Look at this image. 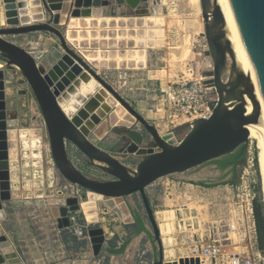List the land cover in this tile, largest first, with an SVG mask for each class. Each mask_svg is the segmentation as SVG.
Listing matches in <instances>:
<instances>
[{"label": "water", "instance_id": "95a60500", "mask_svg": "<svg viewBox=\"0 0 264 264\" xmlns=\"http://www.w3.org/2000/svg\"><path fill=\"white\" fill-rule=\"evenodd\" d=\"M120 6L111 5L107 16L89 20L88 39L73 44L69 41L70 22L73 18L84 15L94 7H102L104 0H31L33 16L25 22L22 16L21 0H3L7 26H0V61L6 67H19L31 86L45 120L50 149L57 176L60 181L85 190L81 195L65 198L64 218H59L60 225L71 224L69 213L82 212L88 222L98 223L99 203L105 198L129 199L139 195L146 210L148 223L152 227L153 240L158 244L159 259L164 262V243L156 210L148 195V187L174 174L184 173L213 159L239 151L242 156L236 163L246 164V152L249 145L250 125L262 127V151L264 165V0H225L227 17L233 37L239 44L245 61L255 75L258 103L249 111L245 93L249 79L238 67L230 40L226 37L225 17L217 0H200L202 18L209 52L213 60V81L218 93V100L209 117L196 119L161 134L155 124L150 122L133 104H131L111 80L105 78L97 69H133L147 66V46H153V38L146 36L164 34L165 22L155 15L160 10L162 0H115ZM111 9V12H110ZM1 10V9H0ZM95 10V9H94ZM67 13L62 23V14ZM103 13V11H101ZM109 12V13H108ZM72 16L70 18L68 16ZM35 20V23H31ZM67 25L68 29L60 27ZM159 27L154 29L152 27ZM101 27L102 30H97ZM149 27V29H145ZM109 28V30L105 29ZM74 29V31H76ZM82 30V29H81ZM50 32L59 39L61 46L99 83H101L131 114L140 126H115L114 130L128 136L138 147L149 149L140 156L135 167L123 162L115 153L108 152L93 143L65 112L59 98L41 70L35 56L24 46L9 37L33 32ZM87 34V35H88ZM140 48V49H138ZM103 52L109 55L107 63L90 62L83 51ZM230 76L224 78L229 70ZM4 66V67H5ZM3 67V68H4ZM0 68V220L7 218L6 202L11 200V155L10 150L17 145V130L9 129L5 92V70ZM126 75V73H123ZM110 77L112 74L109 73ZM178 136L181 138L178 140ZM10 139H13L11 141ZM69 144L82 155V160L110 174L113 178L101 179L79 168L69 153ZM17 158V155H16ZM2 162L5 163L3 166ZM6 174L7 184L2 183V174ZM235 177V178H236ZM11 189V191H10ZM6 190L7 195H3ZM48 202L56 206L58 199L49 198ZM132 205L130 201H128ZM101 206V203H100ZM133 206V205H132ZM87 209L89 211L87 212ZM92 213L91 217L87 214ZM182 215L178 212V216ZM185 222H181L184 227ZM88 234L93 244L94 253L99 255L106 242L104 228L93 226ZM0 257L8 264H22L0 226ZM215 262V260H212Z\"/></svg>", "mask_w": 264, "mask_h": 264}, {"label": "rangeland", "instance_id": "374dc122", "mask_svg": "<svg viewBox=\"0 0 264 264\" xmlns=\"http://www.w3.org/2000/svg\"><path fill=\"white\" fill-rule=\"evenodd\" d=\"M109 1L111 5L117 6L115 0ZM111 5L105 3L107 8L103 11L107 12ZM117 8L120 9V6H117L116 9ZM0 9V26H7L3 0H0ZM31 14L32 13H30L27 18L22 14L25 22L32 18L33 14ZM99 15L100 13L97 10L89 11L88 9H84L83 18H73L69 24L70 28H72L68 33L69 41L73 44H77L88 39L89 34L85 33L83 29L88 27L91 16L96 17ZM105 15L107 16L108 14ZM155 16L164 19L165 25L162 27L164 29V34L158 36L155 33L153 36H146L145 40L153 38L154 41H156L153 46L146 47L147 64L148 57H152L155 60V67H166L171 72L170 77L172 80L170 81L180 79L189 80L191 78L200 77L207 78L208 80L213 79V73L210 75L205 74L207 67L200 62L199 54L196 56L188 54L189 49L195 50V53H198L199 50L203 53V49L206 48L209 52L204 20L202 18L201 1L162 0L160 10ZM197 17L199 19V25L195 29L193 27V22ZM65 21L66 18L62 23L64 24ZM33 22L35 23L36 21L32 20L31 23ZM166 22L168 24L167 34L165 29ZM60 28L66 30L68 26L62 25ZM76 28L77 30L74 31ZM152 28L159 29L157 26ZM145 29H149V27H145ZM97 30L99 31V29ZM9 38L27 48L35 56L44 74H49L51 72L56 73L57 80L61 83V88L57 91L59 97H65L68 106L72 110L75 124L85 132L93 143L108 152L115 153L123 162L131 167L137 165L142 154L151 151L141 146L138 147L128 136L114 130L115 126L118 125L138 127L140 124L135 123V119H132L128 110L94 77L93 78L99 84L91 88L90 80L84 78L85 71L83 67L82 70H77L74 65L77 61L74 58L73 62L64 60L65 55L68 53L61 46L59 39L52 33L40 31ZM83 54L90 62L95 64L107 63L109 58V55H105L101 51L95 53L91 50H86L83 51ZM230 64L231 60L229 63V70L224 75L225 79H228L230 76ZM4 66L5 64L0 61V68ZM211 68L213 69V66ZM3 69L5 70V92L9 120L8 128L17 130L18 134V149L15 147L10 150L11 178L16 181L17 186H19L15 191H23L31 196L33 203L30 209L31 213L27 210H25V213L29 215L28 219L30 220V226L33 231L37 235H42L44 229L40 228V226L47 227L45 219H49L52 216L48 199L52 197L65 199L68 196H78L81 198L85 190L79 186L71 185L68 181L59 180L51 154L45 120L30 84L19 67L5 66ZM118 69L122 71L121 68ZM97 70L105 78L111 80L112 84L122 91L123 96L150 122L157 126L161 134L168 132L169 129L171 130L156 111L159 103L157 98L158 90L161 86L156 84L153 87L150 82H145L143 78L146 77V72L144 70L138 74L127 73L126 76L129 82L125 85L116 83L120 75L118 70ZM109 73L112 74V77H110ZM162 85H164V82H162ZM252 139L254 140L255 147L259 151L256 133ZM10 140L13 141V139ZM69 153L75 164L82 170L91 173L97 178H113L110 174L99 168L85 164L82 160L83 155L70 144ZM246 166L245 164L238 166V176L235 178V184L228 183L230 175L225 176L224 172L217 169L218 165L214 162L204 163L199 167L177 175L185 180L184 183L180 182L181 188L179 192H176L179 198L175 200V203H179L177 207H181L183 214L180 217L176 214V231L171 235V237L175 239V245L170 249L164 244V264H194L195 256L193 255L195 252L192 250L194 248L193 244L200 234L215 224L211 222L223 220L221 223L217 222L224 226V229L225 226L231 223L228 218H233L234 220L232 223H235V186L240 185L242 180L248 178L251 183L254 182L255 199L262 196L264 201V178L260 164V154L254 171H246ZM163 178L166 179V177ZM163 178L156 182V184H158L156 185L158 186V190H156V192H154V190L153 194H151V204L156 211L166 208H177L175 205H161L159 198L168 195L165 190L162 189V184L160 183L164 180ZM192 181L209 182L213 185L204 186L202 184L193 183ZM231 185L234 186L232 187ZM152 188L153 187H151V189ZM12 190L14 194L15 191L13 188ZM14 196L17 197L18 194H14ZM171 197H174V195ZM124 201L127 205L128 201H130L134 208L138 207L140 209L142 215L146 217L149 230L152 231L141 197L139 195H134L129 199L124 198ZM170 202L172 204V201ZM100 203V222L90 224L89 228L93 226L103 227L106 232L107 241L110 240L109 238H113L114 233L117 232H121L123 239H126L128 232L126 227V233L124 231V220H127L129 212L128 215L122 216L114 207H110V203L115 205V207L122 206L125 203L123 201L121 203L117 201V199L114 203L106 201V204L112 210L109 209L107 205H102V202ZM9 209L12 211L14 207L11 205ZM114 211L124 220L120 219ZM31 216L35 218V222L37 223H32ZM83 216V213L79 212V218L83 219ZM182 220L185 222V225H187L184 226L186 230L180 229V222H182ZM38 221L41 225L38 224ZM130 221H133V216ZM46 222L48 224L50 223L49 220H46ZM85 224H88L87 221H85ZM68 236L78 239L70 230H68ZM167 236L163 235L162 238H168ZM233 238L235 240V234H233ZM130 246L131 249H128L126 253L110 254L105 252L99 257L93 255L91 246L90 248L86 247V249L78 251L79 253L74 255L70 254L68 257L71 256V260L67 264H121L122 258L120 257H125L128 264H155L159 259L158 244L154 242L152 232L150 237L144 234L142 237L138 236L133 238ZM238 250L241 251L243 249L240 248ZM114 255H118L117 258H113ZM195 260L198 261L196 264H204L201 263L200 258H196Z\"/></svg>", "mask_w": 264, "mask_h": 264}, {"label": "crops", "instance_id": "0c3cea01", "mask_svg": "<svg viewBox=\"0 0 264 264\" xmlns=\"http://www.w3.org/2000/svg\"><path fill=\"white\" fill-rule=\"evenodd\" d=\"M107 1H109V0H104V4L102 7H94V9L97 10L100 13V15L96 16V17L91 16L90 19L100 18L101 16H106L105 15L106 11H103V10H105L107 8L105 6V3H107ZM120 10H121V8L118 9V12H120ZM101 11H103V13ZM68 17H69V19L73 18L70 15ZM80 18H83V17H80ZM198 25H199V19L197 17V18H195V20L193 22V27L196 29L198 27ZM87 29L90 30L91 28H87ZM97 29L101 30V27H98ZM105 29L109 30V28H105ZM165 29H166V34H167L168 33L167 22H166ZM188 54H191L193 56L194 55L196 56L197 54H199L200 62H202L205 67H207L206 68L207 70H205L206 71L205 74L210 75L213 73V69L211 68L213 66V60H212L210 53L208 52V50L206 48L203 49V53L200 50L198 53H195V50L189 49ZM209 55H210V57H209ZM154 61L155 60L152 57L151 58L148 57V64L143 69L135 68V69H127V71H124V69H122V71L121 70L119 71V69H116V70H118V72H120V75L118 76L116 83L117 84L122 83V85H125L129 82V79L126 76L127 73L128 74H130V73H137L138 74L142 70H144L146 72L145 73L146 77L143 78L145 80V82H147V83L150 82L153 87L156 84H159L160 86H166L168 84V82L170 80H172L170 77L171 72L166 67H161V66L155 67ZM123 73H126V75H124ZM162 82H164V85H162ZM177 175L178 174L167 176L166 179L163 178L164 180H162V182H160L162 184V189L165 190L166 194H168L166 196H162L161 198L158 197L159 200L161 201L162 206H171V205L173 206V205H175L177 207V205H179L178 202L175 203V200L179 198L176 195V192H179V190L181 188L180 182L184 183L185 180L178 177ZM11 181H12V188L15 191V189L18 188L19 186H17V182L14 181L12 178H11ZM156 185H158V184H156V182H155V184H152L151 186L148 187L147 191H148L150 201L152 200L151 194H153V191L155 190L154 192H156V190H158V186H156ZM231 186L233 187L234 185H231ZM151 187H153V188L151 189ZM11 192H12L11 200L7 201L6 202L7 204L5 206L7 218L5 220H0V226H2V229L5 232L7 238L10 242V246L13 247V249L16 253V256L20 259L22 264H66L71 260L70 259L71 256L68 257L70 254L74 255L76 253H79L78 251H80L82 249H86V247L90 248V246L92 249V253L95 257H99L101 254H103L105 252L110 253L109 247L111 245L110 240L112 238H109L110 240L107 241L105 229H104V232H105V236H106V242L104 244L102 252L99 255H96L94 253L93 244L91 242L89 234L87 233V237H85V238H81V239L78 238L79 240L76 239V237L68 236V230L72 231V233L74 234L72 228L69 225L61 226L60 221H59V218H64L66 213L64 212L59 217H55L53 214V211H52L53 205L50 204L49 202H48V204L51 206V215L52 216L49 219L48 218L45 219V224L47 227L40 226V228L44 229V232L42 233V235H37L30 226V220L28 219L29 215L25 213V210H27L29 213H31L30 209L33 206L31 196L24 193L23 191L22 192L15 191L14 194H18V196L15 197L13 194V190ZM173 195H174V197H171ZM175 196H177V197H175ZM15 198H17V199H15ZM107 199H111V198H105L102 201V205L103 204L107 205L106 204ZM117 201H120L121 203L123 201L126 204V206L128 207L129 216H128L127 220L122 219L119 216V214L114 211L120 217V219L125 221L124 222V231L126 233L125 225L134 222V217H133V221H130V219L132 218L133 215H131L132 213L129 209V206L124 201V198H117ZM170 201H172V204ZM11 205L14 207V210H12V211L9 209V207H11ZM110 207H113V205H110ZM110 207L108 206L109 209H111ZM173 208L162 209V211H164V210H175V213L177 215H178V212H181L183 214L181 207H179V208L173 207ZM100 211H101V209H99V220H98V222H100ZM156 213H157V211H156ZM78 214L79 213H77V212H71V213H69V218H71L72 215L78 216ZM83 215H84V213H83ZM32 217L33 216H31V218ZM83 217H84L83 218L84 221H87L86 216L84 215ZM46 220H49L50 223L48 224L46 222ZM228 220L231 222L229 225H234V228H229V225L225 226V231H228V234L230 237L228 243L225 246V251L227 253H233V252L240 251V250H238L240 248L243 249L242 245H243V239H244V236L246 234V231L244 230V228H242L243 223L239 219V212H238L236 206H235V223H232V221L234 220L233 218H228ZM35 221H36L35 218H32V223H37ZM217 221L218 220H215L211 223L212 224L215 223L214 225H216V224H218V222L221 223L223 220H220L218 222ZM87 223H88V227L90 224H92L88 221H87ZM38 224H40L39 221H38ZM180 229L186 230V228L185 227L182 228V226ZM144 234H147V233L143 232L140 235L135 236L134 238H136L138 236L142 237V235H144ZM233 234H235V240L233 238ZM74 236H75V234H74ZM115 236H118V238H119V240L117 241V247H120L124 241L123 235L121 234V232H117V233H114L113 237H115ZM131 243H132V241L130 242V244ZM130 244L127 246L126 250L123 253H126L128 251V249L129 250L131 249ZM175 253H176V251H175ZM117 256L118 255H114V257L113 256L112 257L117 258ZM164 256H165V250H164ZM193 256H195V259L200 258L199 254H196V253ZM120 258H122L121 264H128L125 257L124 258L120 257ZM195 259H194V262H195L194 264L198 263V261H196ZM164 262H165V257H164ZM164 262H163V264H164ZM201 263H204V264H223L220 262L219 263L218 262H212V260H210V261L209 260H201ZM0 264H8V262L3 261L0 257Z\"/></svg>", "mask_w": 264, "mask_h": 264}, {"label": "built area", "instance_id": "2783aa9c", "mask_svg": "<svg viewBox=\"0 0 264 264\" xmlns=\"http://www.w3.org/2000/svg\"><path fill=\"white\" fill-rule=\"evenodd\" d=\"M157 98V113L173 129L186 123L192 124L198 118L209 117L218 100V93L213 79L200 77L169 81L166 86L159 88ZM180 139L178 136L179 141ZM246 160V171H254L259 160V151L251 137ZM255 195V184L248 178L235 186V206L243 223L242 228L246 231L243 250L227 253L225 246L230 238L228 231L222 225L216 224L200 234L193 244L192 250L199 254L201 260H215L223 264H264L255 224ZM70 222V227L78 238L87 237L88 224L82 222L77 215H72ZM229 228H234V225H229Z\"/></svg>", "mask_w": 264, "mask_h": 264}, {"label": "bare ground", "instance_id": "6f19581e", "mask_svg": "<svg viewBox=\"0 0 264 264\" xmlns=\"http://www.w3.org/2000/svg\"><path fill=\"white\" fill-rule=\"evenodd\" d=\"M21 1L24 4V6L21 9L22 14H23V16H25L27 18L29 16V14L32 13V10L34 7H33L32 3L30 2V0H21ZM49 1L54 2L56 0H49ZM217 1H218V4L221 6V9H222L224 17H225V24H226L225 31L227 34L226 37L230 40V42L232 44L236 63L238 65V67L247 75V77L249 79L248 90L245 93V98L247 101L248 110L251 111V110H254L256 108L257 103H258V93H257V88H256L255 75H254L253 70H251L250 67L248 66V64L246 63L245 55L243 54L239 44L237 43V41L233 37L231 27H230V24L228 21V17H227L226 1L225 0H217ZM65 18H66V13L64 12L62 14V22L65 20ZM82 23H84V22H82ZM64 60L67 62H73L74 61L73 57L70 54H66ZM74 65H75V68L77 70H82L83 66L79 62H75ZM83 70L85 71L84 78L90 80L91 88L96 87L99 83L93 78L92 75H90V73L87 70H85L84 68H83ZM45 77L47 78V80L49 81V83L51 84L53 89L55 90L56 94L58 95L57 91L61 88V83L57 80L56 73L51 72L49 74H45ZM0 88H1V82H0ZM58 98H59V102H60L61 106L63 107V109L65 110V112L73 120L74 116H72V110L68 106L65 97H59V95H58ZM73 122L75 123L74 120H73ZM249 130H250V134H251L250 137L251 138L253 136H255V133L257 134L258 148H259V154H260V164H261L262 174H263V178H264L263 151H262V127L256 126V125H250ZM2 164H3V166L5 165L4 162H2ZM5 175L6 174H4V172H3V174H2L3 185L7 184V180H6L7 178L5 177ZM9 181L12 185L11 179ZM263 190H264V179H263ZM10 191H11V189H10ZM3 195H7L6 190H3ZM10 195H12V192ZM116 199L117 198H111V199H107L106 201L114 203ZM65 202H66L65 199L58 198V202H57L56 206H52V211H53V214L55 217H59L60 215H62L65 212ZM110 204L113 205L112 203H110ZM113 207L122 216L128 215L129 211H128L126 204L119 206V207H115V205H113ZM88 211H89V209H87V212ZM92 215H93L92 213L87 214L88 217H91ZM156 215H157V219H158L159 224H160L162 236L163 235H165V236L169 235V236H167L168 238L163 239V243L166 244L167 248L171 249V247L175 245V239L173 237H171V235L174 233V231H176L175 230V222H176L175 220L177 219L176 218L177 215L175 213V210H172V211L171 210H164V211L158 210Z\"/></svg>", "mask_w": 264, "mask_h": 264}, {"label": "trees", "instance_id": "16d2710c", "mask_svg": "<svg viewBox=\"0 0 264 264\" xmlns=\"http://www.w3.org/2000/svg\"><path fill=\"white\" fill-rule=\"evenodd\" d=\"M242 156L239 155V151H235L231 154L222 156L221 158L213 159L209 162L217 163L219 169H226L230 166L231 169L227 170L225 176L230 175L229 182L230 184H235V165L238 160H240ZM231 161H233L231 163ZM207 163V162H206ZM196 184H202L204 186H211L213 184L209 182H194ZM260 191V190H259ZM137 195V194H136ZM129 209L134 217V222L125 225L127 228L128 236L124 239L123 243L120 247H117V241L119 240L118 236L113 237L110 240V247L109 252L111 254H121L123 253L133 238L141 233H147V236H151V232L148 230L146 226V217L142 215L140 209L134 208L130 203H128ZM254 216H255V224L257 227V235H258V242H259V249L261 253L264 255V201L261 197H257L254 201ZM79 217V214H78ZM82 222H85L84 219L79 218Z\"/></svg>", "mask_w": 264, "mask_h": 264}, {"label": "flooded vegetation", "instance_id": "af4514ba", "mask_svg": "<svg viewBox=\"0 0 264 264\" xmlns=\"http://www.w3.org/2000/svg\"><path fill=\"white\" fill-rule=\"evenodd\" d=\"M233 161H231V163H232ZM86 164V163H85ZM231 167L232 166H230L229 168H226V169H224V170H222V169H219V168H217V169H219L220 171H222V172H226L227 170H230L231 169ZM236 165H235V173H236ZM235 177H236V175H235Z\"/></svg>", "mask_w": 264, "mask_h": 264}]
</instances>
